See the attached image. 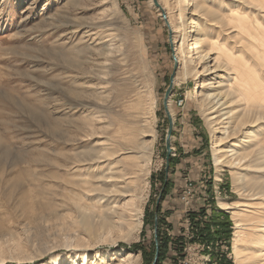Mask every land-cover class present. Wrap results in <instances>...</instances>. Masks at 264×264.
<instances>
[{"label":"rangeland","instance_id":"1","mask_svg":"<svg viewBox=\"0 0 264 264\" xmlns=\"http://www.w3.org/2000/svg\"><path fill=\"white\" fill-rule=\"evenodd\" d=\"M195 5L210 11L196 10ZM235 5L264 26V8L251 0H0V264H55L54 260L56 264H72L73 260L81 264L76 256L79 253H85V264H115L126 252L137 255V264H151L158 205L162 206L158 215L164 221L160 228L168 226L173 235L182 229L179 213L170 215L178 210L175 200L172 206L169 202L180 186H173L175 175L170 164L184 158L179 141L192 149L195 136L200 138L208 166L203 193L221 180L216 198L210 194L215 209L207 224L213 225V232L227 234L222 236L228 239L235 264L234 221L219 205L260 202L250 190L253 179L248 181L255 175L242 171L236 179L233 169L215 165V135L202 113L200 97L196 98L197 83L203 77L195 75L199 65L191 63L187 78L174 80L182 54L179 33L174 32L177 26L183 22L188 30L193 21L201 24L209 38L224 41L229 30L222 23L212 24V20L225 18ZM105 23L109 24L102 26ZM227 41L233 46L235 39ZM105 46L111 53L109 59L97 54ZM101 63L111 67L108 73L98 72ZM171 78L167 100L171 152L167 158L169 120L163 100ZM85 90L98 93L108 104L113 102L110 109L108 105L103 108L105 103L91 94H78ZM178 100L182 106L176 105ZM133 102L138 106L134 115L138 114L140 124L156 136L144 176L147 196L141 204V226L128 241L127 229L116 225L109 232L100 227L101 210L86 191L80 201L72 199L70 190L79 187L67 185V178L84 169L73 159L90 145L85 136L90 129L88 111L102 109L109 117L112 109L118 114H133ZM244 107L241 101L234 109ZM95 118L94 127L108 124L105 117ZM237 136L224 140L223 145ZM215 213H220L219 219ZM259 215L263 217L264 212ZM83 217L92 220L93 230L86 229ZM251 235L245 239L247 249ZM144 249L148 254L154 252L146 258Z\"/></svg>","mask_w":264,"mask_h":264},{"label":"bare ground","instance_id":"2","mask_svg":"<svg viewBox=\"0 0 264 264\" xmlns=\"http://www.w3.org/2000/svg\"><path fill=\"white\" fill-rule=\"evenodd\" d=\"M192 1L196 3V0ZM251 2L264 8V0ZM195 9L210 11L206 6L199 5H195ZM215 23H222L229 30L230 36H226L224 41H219L218 37L209 38L208 32L201 29V24L194 25L193 21H190L188 30H185L183 22L174 30L179 33V51L182 53L174 80L179 82L187 78L191 63L199 65L195 75L203 77L197 83L196 98L200 97L202 113L215 135L212 145L215 165L233 169L231 172L236 179L243 175L242 171L255 175L248 181L253 179L250 190L260 202L237 203L235 207L220 202L219 206L230 212L234 221L232 253L235 264H264V216L259 215L264 212V26L256 17L250 19L236 5L225 18L212 20V24ZM228 38L235 39L233 46L228 43ZM97 54L100 58L109 59L111 53L105 46ZM247 54L249 59L245 56ZM97 67L101 73H108L111 68L105 67L104 63ZM87 92L78 94L83 97L91 94L105 103L101 105L103 108L108 105L110 109L113 104L111 101V105L106 103L108 100L98 93ZM241 101L245 102L246 108L234 109ZM130 108L133 114H118L113 109H106L113 114L110 117L107 113L102 114V109L91 108L88 111L90 129L85 136L90 145L73 159L84 169L76 177L71 175L67 178V185L73 183L82 190H70L72 199L80 201L85 195L83 190L86 191V196L94 198L101 210L100 227L109 232L116 225L120 230L127 229L125 238L128 241L135 238L134 234L141 226V204L147 196L144 176L148 174L156 136L151 129L143 128L138 114L134 115L138 106L133 102ZM95 117H99L97 120L105 117L108 124L94 127ZM235 136V140L223 145L224 140ZM147 137L150 139L147 140ZM126 161L129 165L125 166ZM83 218L86 229L93 230L92 220ZM115 219L121 221L116 222ZM248 232L252 235L251 247L247 249L244 243ZM76 256L81 264L86 263L85 253ZM136 256L126 252L119 255L115 264H137ZM53 262L56 264L57 260ZM72 264H77L76 260Z\"/></svg>","mask_w":264,"mask_h":264},{"label":"built area","instance_id":"3","mask_svg":"<svg viewBox=\"0 0 264 264\" xmlns=\"http://www.w3.org/2000/svg\"><path fill=\"white\" fill-rule=\"evenodd\" d=\"M176 105L182 106V100L176 101ZM219 181L212 185L214 198L220 191ZM197 191V183L191 177L184 176L176 196L184 208L183 226L177 235H173L168 226L162 228L170 239L168 255L172 258L164 260L162 264H221L223 258L231 260L228 239L217 236V232H213V225L208 227V231L211 230L214 237L208 238L204 232L208 218L207 213L200 211L196 205ZM194 208L195 218H192L190 212H194ZM175 239L178 241L175 242Z\"/></svg>","mask_w":264,"mask_h":264},{"label":"crops","instance_id":"4","mask_svg":"<svg viewBox=\"0 0 264 264\" xmlns=\"http://www.w3.org/2000/svg\"><path fill=\"white\" fill-rule=\"evenodd\" d=\"M179 146L181 148V153L184 155L183 159H180V161H176L175 165L172 167V171L175 175V178L173 180V186H179L183 180L184 176H189L191 177L198 185V191H197V196H196V205L198 206V208H200V211H205L207 213V218L210 216V212L213 209L214 211V207L212 206V199L213 196L210 195L212 193L211 189H208L207 194L203 193V191L205 190L206 187V183H208V179L206 178V171L205 169H207L208 166H206L205 161H204V152H202L201 148H200V138L199 136H195V138L192 140V149L195 147V151L190 149H186L185 146L182 144L181 141H179ZM186 154V155H185ZM203 157V158H202ZM194 160V162H193ZM189 164V165H186ZM196 171V172H195ZM195 172V173H194ZM201 172H204L203 174H200ZM198 173L201 175L200 178H198ZM203 190V191H202ZM177 196V194H176ZM176 196L173 198H170V206L173 205V200L176 201V205H178L176 208L178 210H174L173 212H170V215H173L174 213H179L180 217H181V221L183 222V217H184V208L183 206L176 200ZM165 200L167 201V196L163 199V204ZM172 201V202H171ZM195 207V204H194ZM161 210H162V206H161ZM160 210V211H161ZM167 210H169V206L167 207ZM194 212H190V216L192 218H195V208L192 209ZM215 219H219L218 217H220V213H215L214 214ZM157 220L156 217H154V220ZM164 221H161L160 226L163 224ZM208 222V221H207ZM204 232L206 233L208 238H212L214 237V234L211 235V233L208 232V224L206 223L204 225ZM217 236H222L224 235V233H217ZM225 239H227L225 236H222ZM176 242V240H175ZM169 246L167 247V251L165 254V257L162 259V262L166 259L172 260V258L170 257V255H168L169 253ZM226 261H230L227 258H223L221 264H225ZM161 262V264H162Z\"/></svg>","mask_w":264,"mask_h":264},{"label":"trees","instance_id":"5","mask_svg":"<svg viewBox=\"0 0 264 264\" xmlns=\"http://www.w3.org/2000/svg\"><path fill=\"white\" fill-rule=\"evenodd\" d=\"M176 161H174V159L172 160L171 164H173V166L175 165ZM171 169V166H170ZM161 210V206L158 205V207L156 208V214L155 217L157 218V242H158V259L156 264H161L162 259L165 257L166 251H167V247L169 245L170 239L169 237H167V235L164 233V231H162V229L160 228V224H161V219L159 217V212ZM224 228H226L227 226H223ZM227 235V234H224ZM176 241H178V239H175ZM153 246V245H152ZM154 250L152 251V253L148 254V252H146V250H143L144 255H146V258H149L152 254H153ZM225 264H233L232 261H226Z\"/></svg>","mask_w":264,"mask_h":264},{"label":"water","instance_id":"6","mask_svg":"<svg viewBox=\"0 0 264 264\" xmlns=\"http://www.w3.org/2000/svg\"><path fill=\"white\" fill-rule=\"evenodd\" d=\"M171 91H172V78L170 79V83H169V86L165 92V96H164V100H163L165 113H166V116L169 120V126H168V130H167V134H166V152H167L166 156H167V158L171 152L170 137H171V130H172V121H171L170 113L167 109V100H168L169 95L171 94ZM167 168H168V163H166V168H165L166 171H167ZM156 229H157V220L155 219L154 220V232H156ZM154 241H155V256H154V259H153L151 264H156L157 259H158V242H157L156 235H154Z\"/></svg>","mask_w":264,"mask_h":264}]
</instances>
